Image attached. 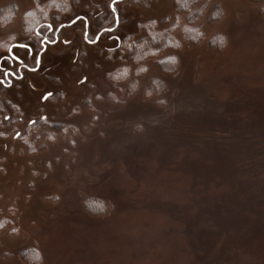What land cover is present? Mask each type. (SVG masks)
I'll return each mask as SVG.
<instances>
[{
    "label": "rangeland",
    "instance_id": "1",
    "mask_svg": "<svg viewBox=\"0 0 264 264\" xmlns=\"http://www.w3.org/2000/svg\"><path fill=\"white\" fill-rule=\"evenodd\" d=\"M35 1L0 0V10L17 6L0 39L32 45L35 56L14 49L30 65L42 43L21 33ZM113 1L53 12L54 28L87 18L90 42L84 20L64 27L37 70L0 85V264H31L27 248L38 264H264V157L254 159L264 151V2L216 0L222 17L203 22L176 71L150 62L128 95L112 73L128 61L120 41L175 9L115 2L118 28L91 42L115 24ZM217 33L222 50L209 46ZM153 76L164 80L158 98L145 94ZM89 197L100 198L92 212Z\"/></svg>",
    "mask_w": 264,
    "mask_h": 264
},
{
    "label": "trees",
    "instance_id": "2",
    "mask_svg": "<svg viewBox=\"0 0 264 264\" xmlns=\"http://www.w3.org/2000/svg\"><path fill=\"white\" fill-rule=\"evenodd\" d=\"M71 1L36 0L34 7L23 15L21 36L25 39L37 36V30L49 22L52 13L67 12ZM254 1L264 2V0ZM173 5L175 9L173 17H166L160 22L150 20L140 26L139 34L120 41L119 47L128 52V61L119 64L112 73L116 75V80L118 79L121 84H124L126 94L136 92L139 81L150 69V62L154 63L163 74L175 72L179 65L181 51L186 46L197 44L203 39V22H217L223 15L222 6L216 0H173ZM260 11L264 13V5L260 6ZM16 15L17 6L15 3L3 7L0 10V28L12 23ZM183 15L185 16L184 21ZM17 38V34H8L1 38L0 52H8L16 42H22L16 41ZM209 46L222 50L225 47V36L221 33L213 35L210 38ZM164 88V80L153 76L150 78L145 94H148L149 98H158L162 95ZM261 141L258 140V142ZM254 157V159L264 157V151L260 150ZM98 200L100 198L89 197L86 203L88 211H94L93 207L97 206ZM22 258L31 264H38L41 260L38 251L32 248L24 250Z\"/></svg>",
    "mask_w": 264,
    "mask_h": 264
},
{
    "label": "flooded vegetation",
    "instance_id": "3",
    "mask_svg": "<svg viewBox=\"0 0 264 264\" xmlns=\"http://www.w3.org/2000/svg\"><path fill=\"white\" fill-rule=\"evenodd\" d=\"M120 1H123V0H114L113 3L111 4V10L113 11L114 13V16H115V24L111 27H104L102 28L97 34L96 36L94 37L93 43H96L98 42L99 40V37L105 33V31L109 30L111 31L112 29L116 30L118 28V25H119V15L118 13L116 12V9L113 7V5L115 4V2H120ZM84 20L85 21V39L86 41L90 42L89 38H88V34H89V22H88V19L85 18L84 16H77V18H75L74 20L70 21V22H64L63 24L59 25L57 28H54L52 25V23H49L47 22L46 25L42 26L40 29L37 30V36H38V39L41 40V43H42V46L40 48V50L38 51L37 53V56H36V62L35 64H32L30 65L29 62H25V59L21 56L20 57V60L23 61V62H18L16 61L15 57L13 56V52H12V49H14L15 47H17L18 45H27V44H24V43H21V42H16L9 50L8 52H5L6 54H4L1 58V63L3 61H7V65L13 67L15 64H17V68L16 69H13L11 67H5V66H1V71L4 70V73L6 72H11L12 75L11 76H7V77H0V80H4L5 83L3 84L4 87H11L13 86V81L14 79L17 80V81H20L23 79L24 77V70H28L30 72L34 71V70H37L41 64V58L43 56V54L45 53V51L47 50V47L48 46H54L56 43H58L60 41V36H61V31L64 27H69V26H73L74 24H76L79 20ZM118 20V22H117ZM119 39H121L120 37H118ZM37 41H34V43H36ZM27 46H30V45H27ZM32 46V45H31ZM28 47L29 48V54L31 55L34 50H33V46L32 47ZM34 47L36 48V46L34 45ZM29 56V55H28ZM28 56H25V57H28ZM4 91V90H3ZM1 91V92H3ZM12 91V90H11ZM10 91V93H11ZM0 92V94H1ZM13 92V91H12ZM50 94V95H49ZM51 97V93L47 92L43 98V100H47ZM17 104H15L16 106ZM0 111H3V107H2V104H1V101H0ZM10 117V115H9ZM8 117V118H9ZM48 115L47 114H43L42 115V122L40 123H47V119H48ZM36 119H33L31 122H30V125L31 126H36V125H40L39 123L37 124L36 123ZM19 133H17L16 137H19Z\"/></svg>",
    "mask_w": 264,
    "mask_h": 264
},
{
    "label": "snow or ice",
    "instance_id": "4",
    "mask_svg": "<svg viewBox=\"0 0 264 264\" xmlns=\"http://www.w3.org/2000/svg\"><path fill=\"white\" fill-rule=\"evenodd\" d=\"M113 7H115V5H113ZM117 11H118V10H117ZM111 31H114V29H112ZM17 47H18V48H23L25 51H27L28 47H30V46H27V45H18ZM14 49H15V48H14ZM14 49H12V52H13V56L15 57L16 61H18V62H23V61L20 60L19 55L15 53ZM33 54H34V56H35V53H33ZM3 75H4L5 77H7V76H11L12 73H11V72H6V73H3ZM4 83H5L4 80H0V85H3ZM49 95H50V94H49Z\"/></svg>",
    "mask_w": 264,
    "mask_h": 264
},
{
    "label": "water",
    "instance_id": "5",
    "mask_svg": "<svg viewBox=\"0 0 264 264\" xmlns=\"http://www.w3.org/2000/svg\"><path fill=\"white\" fill-rule=\"evenodd\" d=\"M117 22H118V20H117Z\"/></svg>",
    "mask_w": 264,
    "mask_h": 264
}]
</instances>
